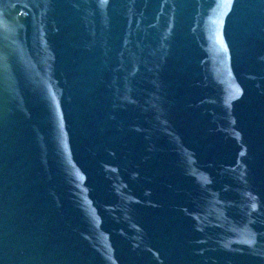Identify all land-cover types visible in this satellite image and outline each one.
Segmentation results:
<instances>
[{
	"label": "water",
	"instance_id": "water-1",
	"mask_svg": "<svg viewBox=\"0 0 264 264\" xmlns=\"http://www.w3.org/2000/svg\"><path fill=\"white\" fill-rule=\"evenodd\" d=\"M0 264H264V0H0Z\"/></svg>",
	"mask_w": 264,
	"mask_h": 264
}]
</instances>
